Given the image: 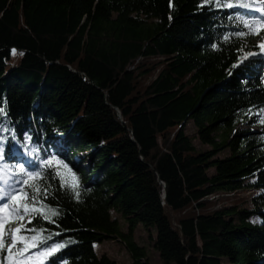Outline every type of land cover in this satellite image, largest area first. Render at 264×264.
Wrapping results in <instances>:
<instances>
[{"label": "trees", "instance_id": "16d2710c", "mask_svg": "<svg viewBox=\"0 0 264 264\" xmlns=\"http://www.w3.org/2000/svg\"><path fill=\"white\" fill-rule=\"evenodd\" d=\"M261 5L0 0V176L49 216L25 215L0 264H116L107 241L151 264L139 225L163 264H264Z\"/></svg>", "mask_w": 264, "mask_h": 264}, {"label": "rangeland", "instance_id": "374dc122", "mask_svg": "<svg viewBox=\"0 0 264 264\" xmlns=\"http://www.w3.org/2000/svg\"><path fill=\"white\" fill-rule=\"evenodd\" d=\"M263 26H264V23H263ZM262 41H264V38L259 43H261ZM244 128H246V126H242V129H244ZM186 132L190 136H193L195 134L193 126L191 123H189L186 126ZM194 145L198 149L201 148L200 143L197 139L194 140ZM5 178H6V176L4 174H2L0 176V194L8 193L9 195H12V194L17 193V191L7 192V189H6L7 188V184H6L7 179H5ZM254 195H255V192H246V193L242 194V196L244 198H249V197L254 196ZM219 198H221V197H219ZM219 198L217 197L214 200L218 201ZM8 202L9 201H8L7 197H5L4 199H0V204H4V203H8ZM215 204H217L216 208H220L222 203L216 202ZM112 216H113V218H116L119 220L121 232L124 234H128L127 225L123 222V220H120L119 216L114 214V213L112 214ZM6 219L12 220L13 223L12 224H5L4 222ZM14 220H15V216L11 215L9 210L0 209V225H2V226H0V237L3 238L5 247L2 250H5V252H8L7 245L9 243H11L13 230L15 228L19 227L21 224H25L26 222H28L27 219H25L23 221H20V220L14 221ZM5 233H7V234H5ZM16 236H17V234H16ZM154 238H155V233H153L151 231L150 232L145 231L141 225L136 227L134 232H133L134 243H136L139 247L145 249L150 263L151 264H163L158 253L153 249L152 243H153ZM20 243H22V240L18 239V236H17V243L16 244H20ZM13 249H15V248H13ZM95 250L98 253V255H106L109 258H111L112 260H114L116 262V264H132L133 263L131 256L128 253V251L126 250L124 244H122L119 241L104 242L100 245H96ZM8 260L11 261V264H21V262L16 263L15 258H14V254L9 255ZM8 260H5L6 264H8Z\"/></svg>", "mask_w": 264, "mask_h": 264}, {"label": "snow or ice", "instance_id": "6c2138e0", "mask_svg": "<svg viewBox=\"0 0 264 264\" xmlns=\"http://www.w3.org/2000/svg\"><path fill=\"white\" fill-rule=\"evenodd\" d=\"M228 7H233V5L229 4L227 5ZM241 7H246V8H252L254 7L253 5H250V4H244V5H240ZM255 10H258L261 12L262 15H264V5H261V7L259 9H255ZM251 23H256V24H259L261 23L260 20H256V21H252ZM245 26L246 27H249V23L246 22L245 23ZM249 30L250 32L252 31V29L249 27ZM255 34H259L258 32L255 33ZM241 35H243V33H241ZM227 39V38H226ZM258 47L261 48L262 51H264V41H262ZM13 54H15V50H13ZM254 53H250L249 55H252ZM246 57H242L241 59H244ZM234 67L236 65H233ZM262 123H264V121H262ZM56 165H60V166H63V167H67L66 165H62V162L61 161H58V160H46V161H43L42 162V166L43 167H54ZM21 172L24 171V168L21 167L20 169ZM56 175L58 177H61V173H60V170H59V167H57V170H56ZM40 176V173H35V174H28V179L25 180L23 183L25 185H28L29 187H32L34 189V191H36L37 193L39 192V188L35 185V184H31L30 181H33L37 178H39ZM61 181H62V186L63 185H66L67 184V181L64 180L63 177H61ZM72 188L73 190H75L76 188V185L73 184L72 185ZM79 194L77 193V196ZM5 197H7L8 199V203H4V204H0V209H5V210H9L10 214L11 215H14L16 219H19V220H23L24 219V216L25 215H29L30 213H39L41 215H44V218L45 219H48L49 216L48 214L44 213L41 209H37L35 208L34 204L33 205H29L27 203H24V201L28 200L29 197H28V194L26 192L23 191V189H21L19 192L15 193V194H12V195H9L8 193H2L0 194V199H4ZM33 201H35V197H32L31 198ZM43 207V206H42ZM20 208H24L26 209V211L23 213V214H20V211L19 209ZM52 215H55V213L53 212ZM10 221H5V224L8 223ZM31 221H29L30 223ZM2 226V225H0ZM24 228V225L21 224L19 227L15 228L13 230V235H12V240H11V243H9L7 245V250L10 252L13 248H15L16 246V243H17V236L16 234H18L22 229ZM7 234V233H5ZM20 240H24L25 238L24 237H20L19 238ZM33 240L36 239V237H33L32 238ZM33 247H35L36 245L33 244L32 245ZM5 247L4 245V241H3V238L0 237V249H3ZM28 244L26 243L25 244V247L22 248L18 253H16L17 256L19 255H23L24 252H26L28 250ZM60 247H63V245H57L56 247H51L49 249H47L46 251L40 253L39 255L43 258V257H47V256H51L53 253H55L56 251L59 250ZM6 260H8V258L6 257L5 258ZM8 264H11V261L8 260Z\"/></svg>", "mask_w": 264, "mask_h": 264}, {"label": "bare ground", "instance_id": "6f19581e", "mask_svg": "<svg viewBox=\"0 0 264 264\" xmlns=\"http://www.w3.org/2000/svg\"><path fill=\"white\" fill-rule=\"evenodd\" d=\"M248 192H254V191H248Z\"/></svg>", "mask_w": 264, "mask_h": 264}]
</instances>
